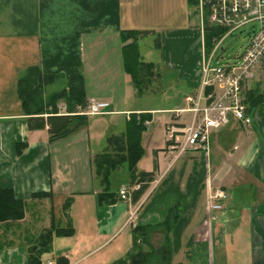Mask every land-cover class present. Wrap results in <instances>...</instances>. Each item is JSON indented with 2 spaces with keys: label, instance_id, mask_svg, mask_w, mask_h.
Here are the masks:
<instances>
[{
  "label": "crops",
  "instance_id": "1",
  "mask_svg": "<svg viewBox=\"0 0 264 264\" xmlns=\"http://www.w3.org/2000/svg\"><path fill=\"white\" fill-rule=\"evenodd\" d=\"M195 15L200 21L190 0H0V187L12 188L27 204L24 218L17 223L27 219L32 207L48 200L54 208L58 205L66 222H72L70 205L62 211L63 200H76L81 210L89 194L96 213L88 241L96 246L83 258L123 232L130 248L132 227L124 222L131 211L136 224H153L177 206L179 218L168 232L171 264H264V113L257 111L251 125L232 119L221 130L214 129L207 155L190 150L172 161L165 123L178 108L130 103L136 90L124 67L122 46L131 39L123 41L122 33L139 30L137 43L146 35L156 37L162 52L160 70L188 65L192 71L189 66L199 63L198 77L182 76V70L176 75L184 89L193 92L202 61L201 27L198 24L197 30ZM28 66L48 74L83 75L87 98L109 102L103 115H124L126 123L132 112H151L142 134L145 153L137 170H153L154 180L138 200L98 203L102 186L94 170L96 153H91L85 139L89 134L78 129L49 141L47 126L28 129L17 95L18 76ZM162 111L168 116L153 117ZM127 176L119 186L133 185ZM216 189L226 193L217 200L219 209L211 207L210 196ZM36 192L50 195L32 197ZM235 198L244 205H233ZM150 240L159 246L164 232L153 231ZM28 245H2L0 264H27ZM60 255L69 258L67 252Z\"/></svg>",
  "mask_w": 264,
  "mask_h": 264
},
{
  "label": "trees",
  "instance_id": "2",
  "mask_svg": "<svg viewBox=\"0 0 264 264\" xmlns=\"http://www.w3.org/2000/svg\"><path fill=\"white\" fill-rule=\"evenodd\" d=\"M197 0H190L191 4ZM223 32L220 28L206 27L204 33L205 52L211 49V40L214 35ZM141 34L139 30H127L122 33L124 67L130 75L137 93L144 91L147 80L155 73V65L152 61H145L138 48L137 38ZM146 78L144 79L142 78ZM57 78L65 79L64 87L45 94V88L56 81ZM17 95L26 117L28 129H42L47 126L48 139L54 141L73 133L87 123L88 115L84 110L87 104V95L83 75L70 73L67 75L44 73L38 66L26 67L17 79ZM62 101L65 112H60L58 104ZM247 111L263 112L264 85L253 82L252 87L246 92ZM151 112H132L125 123V128L120 133L110 134L106 139L104 149L93 158L95 175L102 190L97 194L99 204L114 203L118 198V186L112 187V177L125 166L129 173L130 183H138L139 186L131 191L132 200L136 201L147 189L149 183L154 180V171L137 170V163L145 153L142 146V134L146 130L145 121L150 119ZM22 145V144H21ZM19 146V144H18ZM19 152V149H18ZM118 173V172H117ZM49 193L36 192L32 197H42ZM120 199V198H119ZM71 198L64 203L69 206ZM26 202L14 195L10 187H0V222L17 221L24 217ZM179 218L177 206L168 210L164 219L158 223L136 224L132 229L134 248L122 264H171L172 246L168 232ZM155 230L164 232L162 244L155 247L150 240V234ZM71 225L51 226L45 234L41 235L40 247H30L27 254V264H42L41 255L49 250L52 235L67 236L74 233ZM141 236L140 238H138ZM145 245V246H144ZM58 264H67L64 255L57 258ZM113 264V263H112Z\"/></svg>",
  "mask_w": 264,
  "mask_h": 264
},
{
  "label": "built area",
  "instance_id": "3",
  "mask_svg": "<svg viewBox=\"0 0 264 264\" xmlns=\"http://www.w3.org/2000/svg\"><path fill=\"white\" fill-rule=\"evenodd\" d=\"M195 6L202 35L201 70L195 91L184 97L186 106L172 110L173 116L165 123L167 149L172 153V161L190 150H201L207 155L211 132L232 119L251 125L257 110L253 114L247 111L246 92L253 82L264 85V0H197ZM207 26L223 30L212 37L208 53L204 48ZM241 29H245L248 37L246 45L237 56L222 61V55H217L224 50L222 41ZM109 105L106 100L89 97L85 113L104 114ZM138 186V183L122 184L118 188L119 198L130 199L131 191ZM210 197L211 207L219 209L221 204L217 200L225 198L226 193L216 189ZM135 220V212L131 211L124 223L134 227ZM45 264L57 263L48 258Z\"/></svg>",
  "mask_w": 264,
  "mask_h": 264
},
{
  "label": "rangeland",
  "instance_id": "4",
  "mask_svg": "<svg viewBox=\"0 0 264 264\" xmlns=\"http://www.w3.org/2000/svg\"><path fill=\"white\" fill-rule=\"evenodd\" d=\"M193 21L194 24L197 25L196 27L198 30V24H200V21L197 15L193 16ZM247 38L248 37L245 33V29L233 31L222 41L221 46L224 50H222L221 52H217V55H222V61H226L227 58L232 57L233 55L237 56L246 45L248 41ZM159 42H162V39L159 38ZM192 43L193 40L191 41V44ZM138 46L142 58L145 61H152L155 64L156 70L154 75L150 76V78L147 80V85H145L144 91L141 93L136 92L137 94L135 93L133 95L130 101L131 105L148 108L185 107L186 103L184 100V96L186 95V93H192V91L185 90L184 85L180 81H178L176 75L182 70V76H185V74L189 75L190 73L193 77H198L197 67L199 66V63L194 64V66H189L192 71H189L188 65L181 66L180 68H175L173 71L169 70L171 72H169L168 70H160L161 65L159 64V59H161L162 57V52L156 46V37H152L150 35L143 36L141 39H139ZM188 49L191 51L190 55L192 57L193 52L191 48ZM198 59L199 52H197L195 61H197ZM142 79H144V81L146 80L145 77ZM64 85L65 79L57 78L55 82L49 84L45 88L44 93L49 94L53 91L59 90L60 88L64 87ZM58 107L60 112H65V105L62 101L59 102ZM77 109L84 110V112H86L88 110V107L87 104H85L84 107L78 106ZM165 116L167 117L168 114L163 111L160 113H153L154 118ZM172 116L173 114L171 112V117ZM170 119L171 118H169L168 120ZM149 127L153 128V124H151ZM221 127L222 126L219 127L220 130L222 129ZM124 128V115L89 114L87 123L80 128L81 131L79 132H81L83 135H90L89 138L85 136V139L86 141L88 140V143H90L91 153L94 155L95 153L98 154L103 150L102 147L106 143L108 134L117 133ZM189 153L190 151H187L185 154ZM117 172L118 173H116V175L114 174L112 177L113 188L117 187L119 183H123V181L125 183L128 179V173L125 166L122 165ZM96 178L99 180L98 176H96ZM231 191L236 192L234 189H232ZM90 199V195L87 194L85 196L84 207L80 210V207L75 206L76 200H73L71 198L69 205L72 211V222H66L63 214L61 213V210L58 209V205H55L54 208L50 205L49 200L48 203H43L41 204V206L38 205L35 208L32 207L31 214H28L27 219L22 223H17L19 220L0 222V247L2 245L8 244L19 245L20 243L21 245L27 242L29 244L28 246H26L27 260L28 249L35 245L37 246V248H39L40 242L42 241L41 235L45 234L48 229L51 228V226L60 225L61 221L63 222L61 226H68L71 223L75 231L72 235L67 236L52 235L49 250L41 255L43 261L42 264H45L48 258L55 260V262L58 264L57 258L63 252H67L69 254L67 264H69V262H73L72 264H122V260L126 259V257L129 256V253L134 248L133 242L131 247L128 248L129 240L128 237L126 238L124 232L115 239L107 242V244H104L100 249L91 252L82 258L85 253H88L93 249V247L96 246V244H94L95 241H88V239L91 238L90 232H92L91 229L93 227V219L96 213V209L91 203ZM240 200H244V197H241ZM66 201L67 198L63 200L62 211L67 210V206L64 205ZM233 202V205L235 206L244 205V202H238L236 198L233 199ZM33 210L36 213H32ZM140 237L141 236H139L138 238Z\"/></svg>",
  "mask_w": 264,
  "mask_h": 264
}]
</instances>
